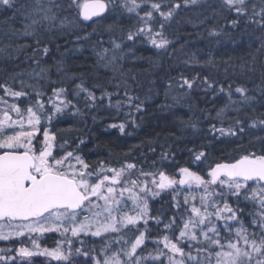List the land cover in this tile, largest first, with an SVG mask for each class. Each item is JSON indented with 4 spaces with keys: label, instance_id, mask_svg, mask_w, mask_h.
<instances>
[{
    "label": "snow or ice",
    "instance_id": "snow-or-ice-1",
    "mask_svg": "<svg viewBox=\"0 0 264 264\" xmlns=\"http://www.w3.org/2000/svg\"><path fill=\"white\" fill-rule=\"evenodd\" d=\"M198 3L200 0H69L68 7L76 10L77 19L67 23H95L117 13L135 20L134 30L130 28L120 42L109 39L110 48L103 47V41L97 42L101 49L97 52L99 61L104 67L114 68L120 58L118 53L127 47L126 41L133 46L137 42L150 43L166 50L172 43L163 34L166 23L182 6ZM250 3L251 0H220L214 11L232 28L244 18L264 30V0H260L259 11L255 5L250 10ZM60 7L57 0H48L47 7L43 0H0V8L14 9L15 15H22L27 21L20 34L33 37L36 47L28 59L37 67L40 53H49V48H41V43L44 33L56 26L58 17L53 8ZM224 13L234 16L229 20ZM66 26L61 20L59 27ZM209 35L219 36L221 32L213 30ZM47 72L43 67L33 72L37 84L19 80L16 87V76L0 83V241L10 242L9 246L0 247V264H33L37 256L63 264H72L73 256L83 258L76 264H264V147L258 151L244 149L238 157L211 164L204 151L194 152L192 164L196 171L173 165L177 170L171 174L156 167V162L151 171L127 159L115 164L111 160L90 164L81 155L83 140L70 147L67 140L58 142V134L52 130V121L58 115L70 110L73 115H85L69 96L76 98L77 103L83 102L89 112L108 107L119 115L127 106L124 122L109 125L121 133H125L130 120L135 123L132 113L142 112L145 101L129 95L127 88L126 99L113 100L118 92L107 89L98 97L83 81L71 92L66 87L53 86L51 95L46 96L38 83L47 79ZM214 84L207 77L197 82L196 77L189 79L181 74L175 87L185 91L172 100L179 104L194 88L223 93L228 103L216 114L221 123L226 110H238L235 105L256 100L243 86H236L233 91L229 84L227 90H217ZM116 87L119 89V85ZM234 93L239 94L240 100L232 99ZM171 107L167 103L160 105L161 110ZM92 119L95 122L96 117ZM258 123L264 126V119ZM190 126L195 128L194 124ZM251 126L256 127L257 122ZM209 131L215 139L216 133L235 137L245 129L243 121L236 119L235 125L225 129L213 124ZM167 159L169 154L162 153L160 160ZM165 191L173 194L178 211L162 221L160 215H150L149 200ZM178 195H183L182 203ZM150 221L157 226L163 223L157 238H151ZM48 233L60 237L52 248L40 243ZM81 237L99 238V246H90ZM74 240L81 247L74 248ZM149 240L154 248L145 255ZM26 241L31 247L26 246ZM14 244L18 246L13 247Z\"/></svg>",
    "mask_w": 264,
    "mask_h": 264
},
{
    "label": "trees",
    "instance_id": "trees-1",
    "mask_svg": "<svg viewBox=\"0 0 264 264\" xmlns=\"http://www.w3.org/2000/svg\"><path fill=\"white\" fill-rule=\"evenodd\" d=\"M31 2L18 0V3ZM57 2L61 7L53 8L58 17L56 26L51 32L44 33L41 43V48L47 46L49 53L46 56L40 53L39 67L28 59L33 56L36 47L33 37L20 34L23 23L27 21L22 15H15L14 9L0 8V83L16 76V87L19 80L37 84L32 74L43 67L48 70L47 79L39 80L38 87L44 88L46 96L51 95L53 86H63L71 92L76 84L83 81L98 97L103 89H107L118 92L113 100L126 99L124 93L127 88L129 95L139 96L145 101L142 112L132 113L135 123L130 120L125 126V133H121L118 128L109 125L124 122V113L129 111L127 106L119 115L115 109L108 107L89 112L83 102L77 103V99L70 95L69 99L85 115H73L71 110L66 115H58L52 121V130L58 134V142L67 140L72 147L83 140L81 155L90 164L109 160L115 164L127 159L151 171L153 162H156V167L170 174L177 170L173 165L196 171V165L192 164L194 152L204 151L208 156L207 163L211 164L238 157L244 149L258 151L264 147V126L258 123L264 119V48H261L264 30L260 27L241 18L239 26L232 28L214 11L219 7L220 0H200L196 5L182 6L166 23L163 34L172 42L166 50L156 49L150 43L137 42L133 46L132 42L126 41L127 47L118 53L120 58L115 67H104L97 56L101 50L98 40L103 41V47L110 48L109 39L120 42L130 28L134 30L136 21L129 19L127 14L120 16L117 13L95 23L85 25L80 22L73 26L67 22L77 19L76 10L68 7L69 0ZM174 2L182 3V0ZM43 4L47 7L48 0H43ZM253 5L259 11L260 0H251L250 10ZM224 15L229 20L234 16L233 13ZM61 20H65L66 27H59ZM155 27L159 30L158 24ZM213 30L221 32V35L210 36L209 32ZM23 45L30 47L22 48ZM181 74L189 79L196 77L197 82L207 77L209 81H215L213 87L217 90L220 87L227 90L229 84L233 86V91L236 86H243L249 90L248 95L255 96L256 100L251 104L235 105L238 110H226L221 123L216 114L228 103L223 93L214 94L211 90L206 92L203 88H194L179 104L172 100L173 96L178 97L185 91L175 87V81ZM48 80L57 83L53 85ZM169 84L173 87L169 88ZM232 99L240 100L239 94L234 93ZM165 103L172 105L170 110H161L160 105ZM93 116L96 117L95 122ZM236 119L243 121L244 133L235 137H221L216 133L213 139L209 131L211 125L226 129L235 125ZM253 122H257L256 127L251 126ZM192 124L195 128L190 126ZM162 153H168L169 159L161 161ZM177 199L182 203L183 195H178ZM174 203L171 191L161 192L149 200L150 215H160L162 221H167L178 211ZM149 227L151 238H157L163 223L157 226L150 221ZM56 238L54 234L45 235L40 240L41 246L54 247ZM82 239L87 240L90 246L95 244L98 247L100 243L99 238ZM9 243L0 242V247H7ZM146 244L145 255L154 248L150 240ZM26 246L31 247V244L26 241ZM73 247L81 245L74 240ZM82 259L73 256L72 264ZM33 264L63 262L37 256L33 258Z\"/></svg>",
    "mask_w": 264,
    "mask_h": 264
},
{
    "label": "rangeland",
    "instance_id": "rangeland-1",
    "mask_svg": "<svg viewBox=\"0 0 264 264\" xmlns=\"http://www.w3.org/2000/svg\"><path fill=\"white\" fill-rule=\"evenodd\" d=\"M51 234L57 235V239H56V240H58L59 235H58L57 233H48V234H46V235H51ZM112 235H114V234H112ZM81 238H83V237H81ZM92 238H93V237H92ZM0 242H2V241H0ZM29 244H31V243L29 242Z\"/></svg>",
    "mask_w": 264,
    "mask_h": 264
},
{
    "label": "water",
    "instance_id": "water-1",
    "mask_svg": "<svg viewBox=\"0 0 264 264\" xmlns=\"http://www.w3.org/2000/svg\"><path fill=\"white\" fill-rule=\"evenodd\" d=\"M82 23L85 24V25H88V24L92 23V21H86V22L82 21Z\"/></svg>",
    "mask_w": 264,
    "mask_h": 264
},
{
    "label": "flooded vegetation",
    "instance_id": "flooded-vegetation-1",
    "mask_svg": "<svg viewBox=\"0 0 264 264\" xmlns=\"http://www.w3.org/2000/svg\"><path fill=\"white\" fill-rule=\"evenodd\" d=\"M57 239V238H56Z\"/></svg>",
    "mask_w": 264,
    "mask_h": 264
}]
</instances>
